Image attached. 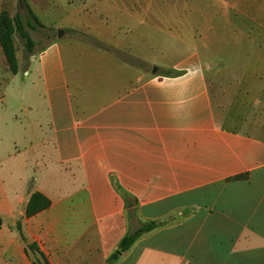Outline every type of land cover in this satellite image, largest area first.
<instances>
[{
  "label": "crops",
  "instance_id": "crops-1",
  "mask_svg": "<svg viewBox=\"0 0 264 264\" xmlns=\"http://www.w3.org/2000/svg\"><path fill=\"white\" fill-rule=\"evenodd\" d=\"M84 14L72 29L87 43L62 31L24 55L14 34L16 74L0 48V264H32L21 236L49 264H264V0H91ZM228 49L247 69L210 81ZM35 192L50 206L26 217ZM126 198L138 226L160 225L108 261Z\"/></svg>",
  "mask_w": 264,
  "mask_h": 264
},
{
  "label": "rangeland",
  "instance_id": "rangeland-1",
  "mask_svg": "<svg viewBox=\"0 0 264 264\" xmlns=\"http://www.w3.org/2000/svg\"><path fill=\"white\" fill-rule=\"evenodd\" d=\"M203 0H200L202 2ZM2 7L1 11L5 10L11 18H14L15 16H18L22 28L25 31L26 35L29 39H31L33 42L41 43L42 45L44 42H47V36H51V39L54 40L57 38L58 31H63V36L70 37L76 40H79V43L83 42H90V39L86 35H89L88 31H80L75 32L72 28L73 27H81L82 25H92L94 22L93 17L87 16L84 14V10H90V4L91 0H0ZM28 9L33 13L35 18L37 19L39 25L35 24V22L32 21ZM30 24L31 26H29ZM137 33H140L139 31H136ZM135 30H133L130 40L136 41L135 36H137V33ZM203 32V31H202ZM216 39L220 38V31H217V36H215ZM15 40H16V50L19 52L23 51L24 55H26V50L24 48V40H22L19 36V34L15 33ZM65 42V40H62ZM89 44V43H88ZM67 47H65L66 50ZM129 49V48H128ZM132 56H136V53L133 51H130ZM131 49H133L131 47ZM246 52V49H245ZM151 54L157 56L155 59V62H161L160 60V54L157 53H150L147 49L143 51V56L147 57L149 60H152L150 58ZM121 59H123L121 56H117ZM243 57H237L235 52H230L229 49L224 54H217L215 59H217V66L215 67L214 71L215 73H209V79L210 81H219L221 80H228L229 77L226 76V73L230 70L235 72L238 70H245L247 69L246 66L249 63L248 62H242ZM138 58V57H137ZM159 58V59H158ZM246 59V57H244ZM236 59H239L236 60ZM235 60L237 62H231ZM242 62V63H240ZM232 63L234 65L232 66ZM161 64V63H159ZM243 64V66H241ZM156 65V63H155ZM223 65V66H222ZM155 66H152L151 71ZM148 70H150V66L147 67ZM223 73V74H221ZM217 75V76H215ZM223 76V79L220 77ZM11 99L7 95L4 97V103H10ZM215 105L217 106L216 102ZM215 106V109L218 108ZM218 112V111H217ZM127 207H130L131 211L127 212V227L128 231L134 230L136 227H138L139 220L136 218L137 212H136V206L133 200H129L128 198L125 199ZM188 211L183 212L182 214H187ZM173 222L172 219L169 221H165L166 224H171ZM21 240L25 244V252L30 259L32 264H49L47 261V257L45 254L39 249V246L31 242L29 243L27 238L21 236ZM29 243V244H28Z\"/></svg>",
  "mask_w": 264,
  "mask_h": 264
},
{
  "label": "trees",
  "instance_id": "trees-1",
  "mask_svg": "<svg viewBox=\"0 0 264 264\" xmlns=\"http://www.w3.org/2000/svg\"><path fill=\"white\" fill-rule=\"evenodd\" d=\"M29 15L35 24L39 25L37 19L33 13L28 9ZM31 26L30 24H28ZM18 33L20 38L24 40V48L27 53L32 51L34 42L28 38L25 31L22 28L21 21L18 16L11 18L9 14L2 10L0 12V48L2 50L5 62L7 64L8 70L12 74L17 72V59L15 55V47L13 35ZM241 176L235 179H240ZM50 206V202L43 195L38 192L32 193L29 200L25 206L24 213L26 217H31L42 210L47 209ZM160 223L156 221H145L141 223L132 231H127L125 235L118 242L115 250L108 257V261L116 260L118 257L126 252L136 240H138L142 235L149 233L156 229Z\"/></svg>",
  "mask_w": 264,
  "mask_h": 264
},
{
  "label": "water",
  "instance_id": "water-1",
  "mask_svg": "<svg viewBox=\"0 0 264 264\" xmlns=\"http://www.w3.org/2000/svg\"><path fill=\"white\" fill-rule=\"evenodd\" d=\"M61 36H62V31H61V32L58 31V33H57V37L60 38ZM153 71H155V68L153 69Z\"/></svg>",
  "mask_w": 264,
  "mask_h": 264
}]
</instances>
